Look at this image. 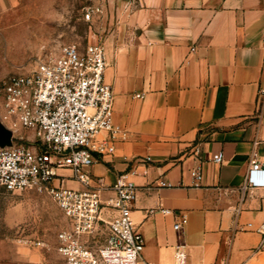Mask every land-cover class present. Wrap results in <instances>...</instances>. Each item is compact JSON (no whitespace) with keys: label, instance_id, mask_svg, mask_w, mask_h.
Listing matches in <instances>:
<instances>
[{"label":"crops","instance_id":"obj_1","mask_svg":"<svg viewBox=\"0 0 264 264\" xmlns=\"http://www.w3.org/2000/svg\"><path fill=\"white\" fill-rule=\"evenodd\" d=\"M15 1L0 0V10ZM127 1L109 0L100 21L105 79L125 138L115 141L114 153H96L90 184L101 179L107 201L118 174L151 156L135 163L132 210L146 260L176 264V246L184 244L190 264H264L257 231L264 186L241 203L255 141L264 162V0ZM57 171L66 186L84 187L71 168ZM162 179L173 185H159ZM162 208L185 213L187 223L176 230L177 215ZM117 213L102 210L108 221Z\"/></svg>","mask_w":264,"mask_h":264},{"label":"built area","instance_id":"obj_2","mask_svg":"<svg viewBox=\"0 0 264 264\" xmlns=\"http://www.w3.org/2000/svg\"><path fill=\"white\" fill-rule=\"evenodd\" d=\"M132 3L128 0L127 7ZM103 12L104 4H94L86 8L85 16L90 19ZM106 67L102 42L83 47L71 42L58 53L40 56L33 70L8 77L2 89L0 120L13 135L11 144L0 145V187L12 192L33 189L52 196L69 220V227L58 233V249L67 264H153L143 257L145 236L132 218L139 191L134 178L138 175L135 163L152 161V157L135 159L128 169L120 172L112 185L115 196L107 201L101 197V179L98 185L90 184L89 169L98 161L96 153H114L115 141L125 138V129L114 121V91L105 79ZM23 128L32 130L34 139L16 133ZM258 143L254 142L251 152L241 203L251 188L264 186V162ZM214 159L222 162L223 153ZM62 167L71 168L84 187L66 186L65 176L57 171ZM192 174L200 184L204 177L202 167H195ZM159 185L173 183L162 179ZM104 207L118 210L112 220L103 217ZM161 210L177 215L176 230L188 221L183 212ZM105 223L108 231L104 242H92ZM257 231L262 235V247L264 221ZM175 259L176 264H190L184 244L176 246Z\"/></svg>","mask_w":264,"mask_h":264},{"label":"rangeland","instance_id":"obj_3","mask_svg":"<svg viewBox=\"0 0 264 264\" xmlns=\"http://www.w3.org/2000/svg\"><path fill=\"white\" fill-rule=\"evenodd\" d=\"M101 3L108 9L111 2L16 0L0 10V108L2 89L10 75L33 70L40 56L58 53L67 43L83 47L102 42L103 13L90 19L85 16L88 6ZM111 4L117 7L115 2ZM19 132L34 139L28 130ZM67 227L68 218L49 193L0 187V264H67L58 249V233ZM107 231L105 223L92 242H104Z\"/></svg>","mask_w":264,"mask_h":264},{"label":"water","instance_id":"obj_4","mask_svg":"<svg viewBox=\"0 0 264 264\" xmlns=\"http://www.w3.org/2000/svg\"><path fill=\"white\" fill-rule=\"evenodd\" d=\"M12 131L0 122V145L12 143Z\"/></svg>","mask_w":264,"mask_h":264}]
</instances>
